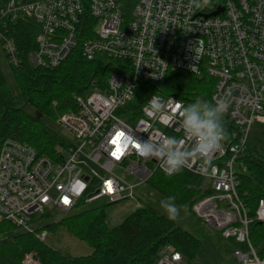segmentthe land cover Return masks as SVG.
I'll return each mask as SVG.
<instances>
[{
  "label": "built area",
  "instance_id": "obj_1",
  "mask_svg": "<svg viewBox=\"0 0 264 264\" xmlns=\"http://www.w3.org/2000/svg\"><path fill=\"white\" fill-rule=\"evenodd\" d=\"M87 16L93 25L83 28ZM20 19L40 27L37 50L30 54L35 68H56L79 46L87 60L101 55L119 67L104 91L74 96L76 109L58 118L72 138L66 137L69 143L57 148L56 157L5 140L0 221L28 228L41 215L134 200L156 171L165 173L158 159L138 154L134 139L174 136L181 149L192 142L180 126L183 101L151 94L139 110L131 102L141 81L161 83L168 72H187L215 80L211 101L227 95L222 119L234 127L219 151L190 159L183 168L201 176L210 191L195 203L193 213L234 241L236 264H264V245L252 243L253 219L239 195L250 131L264 124V0H0L4 26ZM0 42L8 62L17 66L13 40L0 31ZM152 96L164 105L158 113L147 108ZM255 220L264 223V200ZM39 238L44 240L43 234ZM189 263L172 246L156 262ZM24 264L38 263L26 255Z\"/></svg>",
  "mask_w": 264,
  "mask_h": 264
},
{
  "label": "trees",
  "instance_id": "obj_2",
  "mask_svg": "<svg viewBox=\"0 0 264 264\" xmlns=\"http://www.w3.org/2000/svg\"><path fill=\"white\" fill-rule=\"evenodd\" d=\"M91 23L93 19L87 16L81 26L86 28ZM0 31L13 40L19 61L17 66L8 62L7 71L0 67V150L5 140L13 139L29 144L40 155L54 158L57 148L69 143L58 130V118L76 109L74 96L104 91L119 62L101 55L89 61L79 46L60 66L35 68L30 54L37 50L40 27L31 20L20 19L7 26L0 22ZM83 31L80 30L81 37H84ZM214 86L215 80L208 76L168 72L161 83L141 81L130 106L139 110L151 94L175 97L186 105L197 99L212 103ZM222 122L228 137L234 127L223 119ZM242 160L246 171L239 173V195L253 219L251 241L260 248L264 245V223L255 220V215L259 202L264 200V155L253 156L248 146ZM147 188L157 198V204L138 208L116 227L107 224L106 210L111 205L106 204L81 205L79 210L59 221L53 215H41L28 228L0 221V264H24L26 255H32L38 264H99L102 256L111 259L122 256L123 264H156L160 252L168 246L192 261L201 250L202 242L176 221L169 220L160 201L175 196V203L184 206L180 213L194 217L193 206L210 193L205 180L185 169L173 175L156 171ZM61 226L87 242L93 253L67 259L39 238L44 232Z\"/></svg>",
  "mask_w": 264,
  "mask_h": 264
},
{
  "label": "rangeland",
  "instance_id": "obj_3",
  "mask_svg": "<svg viewBox=\"0 0 264 264\" xmlns=\"http://www.w3.org/2000/svg\"><path fill=\"white\" fill-rule=\"evenodd\" d=\"M0 67L5 71L8 70V59L1 45ZM58 130L65 137L72 138L62 127L58 126ZM248 146L253 156L264 155V124L257 123L253 125L248 138ZM157 202V198L149 191L147 186L140 187L135 193L134 200L109 206L106 210L107 224L109 227L119 226L128 215L138 208L146 205H156ZM104 204V202H98L95 205ZM69 214L56 212L53 214V219L59 221ZM175 221L202 242L201 250L192 261H189V264H236L234 252L237 246L234 241L223 238L221 232L203 223L195 216H191L189 213H180ZM43 238L45 244L67 259L82 258L93 253L91 246L87 242L81 241L65 226H61L55 231L44 232ZM123 260L122 256L114 259L102 256L99 259V264H123Z\"/></svg>",
  "mask_w": 264,
  "mask_h": 264
},
{
  "label": "clouds",
  "instance_id": "obj_4",
  "mask_svg": "<svg viewBox=\"0 0 264 264\" xmlns=\"http://www.w3.org/2000/svg\"><path fill=\"white\" fill-rule=\"evenodd\" d=\"M229 106L227 95L215 102L209 103L202 99L186 106H181L180 126L191 140V147L179 148L181 140L174 136H165L161 139L146 140L134 139L138 154L144 158H156L161 162V167L167 175L178 174L189 162L197 157H210L220 150L222 141L227 138V131L223 125V113ZM164 105L156 96L147 102L148 110L158 113ZM175 196H168L160 201V207L169 220L175 221L180 215L183 205L175 203Z\"/></svg>",
  "mask_w": 264,
  "mask_h": 264
},
{
  "label": "water",
  "instance_id": "obj_5",
  "mask_svg": "<svg viewBox=\"0 0 264 264\" xmlns=\"http://www.w3.org/2000/svg\"><path fill=\"white\" fill-rule=\"evenodd\" d=\"M222 11H223V9H220L219 11L215 12L212 16H216V15H218Z\"/></svg>",
  "mask_w": 264,
  "mask_h": 264
},
{
  "label": "snow or ice",
  "instance_id": "obj_6",
  "mask_svg": "<svg viewBox=\"0 0 264 264\" xmlns=\"http://www.w3.org/2000/svg\"><path fill=\"white\" fill-rule=\"evenodd\" d=\"M110 187H111V186L109 185V189H110ZM66 202H67V201H66Z\"/></svg>",
  "mask_w": 264,
  "mask_h": 264
}]
</instances>
